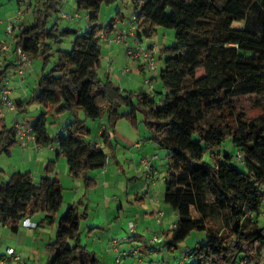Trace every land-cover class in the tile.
Segmentation results:
<instances>
[{"label":"trees","instance_id":"obj_1","mask_svg":"<svg viewBox=\"0 0 264 264\" xmlns=\"http://www.w3.org/2000/svg\"><path fill=\"white\" fill-rule=\"evenodd\" d=\"M75 1L77 11L88 15L87 32L61 29L58 21L49 26L65 0H39L32 7L33 21L22 24L17 34L16 46L32 60L46 64L54 58L30 97L16 102L19 113L33 106L44 109L33 124L37 144L56 146L71 178L84 180L91 189L96 181L90 173L115 158L117 122L126 119L135 127L142 123L149 140L166 152L165 202L178 216L167 233L169 251L191 233L205 232V242L185 256L184 264L188 258L195 264H263L264 0H132L140 41L153 38L161 28L175 32V44L160 50L159 80L165 89L160 95L156 90L122 91L99 76L100 34L109 32L115 21L105 28L99 14L104 4L118 0ZM71 35V50L54 51L53 44ZM5 74L6 69L0 70V103ZM239 95H256L257 115L237 106ZM81 111L85 120H80ZM67 113L74 120L64 132L50 135L48 119ZM212 114L217 124L208 122ZM87 119H106L100 144L90 139ZM227 142L230 148L224 146ZM17 144L13 127L0 117V156ZM238 152L242 160L236 158ZM56 164L49 162L38 182L31 172H16L0 183V228L18 234L21 221L39 213L45 217L37 226L55 222L64 201ZM81 208L86 210L83 198L61 216L47 264H101L82 244L80 228L87 213Z\"/></svg>","mask_w":264,"mask_h":264},{"label":"rangeland","instance_id":"obj_2","mask_svg":"<svg viewBox=\"0 0 264 264\" xmlns=\"http://www.w3.org/2000/svg\"><path fill=\"white\" fill-rule=\"evenodd\" d=\"M74 4L75 1H66L63 12L70 16L79 14V18L62 19L59 11L50 18L48 25L51 26L54 22L58 21L61 29L72 28L78 31L79 34L87 32L90 29L88 20L86 19L88 15L84 10L77 11V9H74ZM19 7V0H0V21L5 20L6 22H9V20L16 18ZM32 13V9L25 10L23 19H26L27 23L33 20ZM134 14L135 7L132 0H118L112 4H104L101 7L99 21L106 28L112 20H116L118 17H121L123 21L129 23ZM239 26H241V24H239ZM3 38L9 42L11 41V39L7 37L6 32L3 33ZM73 41L74 36L72 35L63 38L61 43L53 44L54 51H57L58 49L71 50ZM143 43L144 45H154L156 49L161 50L164 46L175 44V32L173 29L161 28L156 36L151 39H145ZM101 47H103V56H106L107 50L104 48L105 46L102 41ZM122 49L124 51L123 61L117 59L115 62L110 63L109 57L101 61V67L98 73L103 80H108L107 73L109 72L110 65H112L111 72L114 77L115 74L126 64L130 66V71L133 66H136V64L126 56L123 47ZM53 63L54 58H51V61L46 64L43 59L33 60L34 67L40 70V75L43 70L49 72ZM162 67L163 61L160 60L158 73H160ZM17 76L18 75L15 74V77ZM147 76H150L149 72H147ZM24 78L25 80L29 79L27 77ZM35 78L37 82L39 76H35ZM142 80L144 81L145 78ZM255 98L256 95H239L234 100L237 106L242 110L248 111L251 115H257L258 110L253 107V99ZM35 108L36 107L33 106L28 110V113H19V118L24 119L28 115L30 116L31 121L35 122L39 116V112ZM74 118V115L71 113H67L61 117H50L47 123L49 134L55 136L62 133ZM85 119L86 115L81 111L80 120ZM101 122V120L93 121L87 119L86 126L91 131L89 135L91 140L97 136ZM208 122L217 124L219 119L215 114H212L208 117ZM6 124L8 127H11L12 122L10 118H8ZM141 134L150 135L144 129L141 131ZM224 146L230 148V142L225 143ZM158 152L162 155L160 162L165 165V163H167L165 157L166 152L159 148ZM125 166L128 170L130 164H125ZM236 166L237 168L244 170L241 165L237 164ZM65 167L69 170L66 158L62 157V160L57 165V169L64 181V201L57 214L55 222L52 224H44L43 226L40 225L38 228H32L31 232L23 231L22 234H14L8 227H1L0 255L5 254L7 259L8 255L6 250L9 246H13L15 249H20L23 259H26L28 264H39V262L45 264L48 256L49 244L56 238L58 223L61 216L67 211L71 203L74 204L82 198H85L86 210L81 208L80 212H86L87 217L81 222V241L88 252L96 253L101 264H179L180 259L191 252L198 243L205 242V232H193L176 249L169 251L166 245L168 239L167 233L170 232L174 223L178 220L176 211L171 206L164 203L163 205L165 208H163L162 211L164 212V218L163 216H158L160 218V220L158 218V221L157 219L151 221L143 220V217L149 210V204H143L142 201H136L135 199L127 201L125 193L128 188H130L129 190L131 191V185H128V183L130 182L129 184H131L132 182L126 175H124V173H119L117 171V166L114 162L111 163V166H107V168L110 167L111 171H114L106 176L109 183V189H106V186L102 185V181H99L101 180L99 178L103 177L99 173L100 170H95L92 172L97 173L98 175L96 186L87 189L84 180H82L83 193L79 198L76 193L78 188L68 185V181L76 180L67 178L66 175H64L63 169ZM142 180L146 181L147 179L143 178ZM112 182L115 183V187H117L118 190H111ZM120 197H122L121 199L124 203L123 209L120 208ZM44 217V213H39L34 216L39 222H41ZM259 221L264 227V201ZM160 225L164 226V233H160ZM123 226H125L126 229ZM147 227H149L148 230ZM127 238H130V240H127ZM113 241H116V244H113ZM73 244L74 240H70L69 245L72 246ZM5 256H3V258H5ZM39 257L40 259H38ZM36 259H38L39 262ZM6 262H9L8 259ZM195 262L196 261L193 258H188L187 260V264H195ZM262 263L264 264V251L262 255Z\"/></svg>","mask_w":264,"mask_h":264},{"label":"crops","instance_id":"obj_3","mask_svg":"<svg viewBox=\"0 0 264 264\" xmlns=\"http://www.w3.org/2000/svg\"><path fill=\"white\" fill-rule=\"evenodd\" d=\"M67 1H75V0H67ZM29 2L30 0H19L20 5L27 4ZM74 9H76V1L74 4ZM121 19H122L121 17H118L116 21H120L118 22V25L124 27L126 25L125 24L126 22L124 23V21H122ZM31 22H29L28 24H30ZM22 24H27L26 19H23ZM7 25L8 22H6L5 20L0 21V41L4 39L3 33H5L6 31ZM103 43L105 46L104 48L107 50V54L106 56H103V47H101V52H102L101 61L105 60V58L107 59L108 57L110 59V63L115 62L117 59H121L123 61L124 51L121 46L118 47L113 42L110 43L103 42ZM150 46H154V45H150ZM15 48H16V44L13 46V50L11 52L8 53L0 52V70L2 71L6 69L4 80L9 79L10 86L12 88L11 97L14 101L18 102L20 100L25 101L27 98L30 97L32 90L36 84L35 76H40V70L34 67L32 60L31 69L27 71L22 77L19 78L18 76L15 77L18 67ZM131 69L132 70L130 71V73H128L124 77L120 75V71H118L114 77L112 76V72H111L112 65H110L109 72L107 73V78L111 80L116 86L120 87L122 91H140L142 89H145V87L143 86L142 79L151 76L153 78L155 90L157 91V93L155 94L160 95V93L164 92L165 90L164 86L159 80L160 73L147 76L148 71L146 70V68L137 65L133 66ZM24 77H27L29 79L25 80ZM34 107H36L35 109L39 112V115L44 111V109L40 106H34ZM31 108L32 107H30L28 110H30ZM28 112L29 111H27V113ZM17 115H15L13 112L7 111L4 120L7 123L8 118H10L12 122L11 127H13L15 117ZM27 116L24 118V120L34 124L35 122L31 121L30 116L28 117ZM141 120L142 117H140V121ZM101 121L102 122L98 129L97 136L94 139H92L93 141L97 142V144H100L101 141L100 136L103 130L106 128V123H107L106 119H103ZM143 129L146 130L142 123H140L139 126L135 127L130 121L126 119H122L117 122L114 132V141L116 144L115 158L110 157V163L108 166H111V163L114 162L115 165L117 166V171L119 173L121 172L124 173V175H126L128 179L131 180L132 183L131 184H129L130 182L128 183V185H131V191L129 190L130 188H128L126 193L123 192L126 195L127 201H131L132 199H135L136 201H142L143 204H149L148 205L149 210L143 217V220L151 221L153 219L155 220L157 219L158 221L159 213H163L162 216L164 218V212L162 211L163 208H165L163 204L164 203L166 204L164 187H165V177L167 173L166 170L167 165L166 163L164 165L160 162L162 155L160 152H158V147L155 145V143L149 140L150 135L141 134V131ZM153 156H157V158L153 160L151 169L147 170L143 166L142 161L145 158H151ZM62 157L63 156L59 155L58 148L56 146H52L49 148H44V147L38 148L37 145L33 142L25 143L24 145H21V143L18 142V144L9 153H4L0 156V183L8 181L10 177L16 172H22V173L31 172L33 174L35 182H38L45 175L46 167L48 163L51 161H57L56 175L60 179L62 185H64V181L60 176L61 174L57 169V165L62 160ZM125 164H130L128 170L126 169ZM63 172L67 178H71L69 174V170L66 167L63 169ZM110 172H114L111 171L110 167L108 168L106 167L103 170L99 171V173L103 177L102 178L100 177L99 179L101 180L99 179L98 180L100 182L102 181L101 183L102 185L106 186V189H109V183L107 181L106 176L110 174ZM90 177L95 179L96 181L98 175L97 173L91 172ZM143 178H146L147 180L144 181L142 180ZM72 180H76V179L72 178ZM81 181L82 179L76 181H68V185H71V187L75 186L78 188L76 190L78 198L83 193V185ZM111 190H118V188L115 187V183L113 182L111 183ZM121 198L122 197L119 198L120 208L123 209L124 203ZM83 201L86 203L85 198H83ZM29 219L37 225L40 223L37 219L34 218V216ZM175 224L176 223H174L173 228ZM38 227L39 226H37V228ZM123 227L125 228V226ZM160 227H161L160 233H164L163 232L164 226L160 225ZM148 228L149 227H147V230ZM31 229L32 228L20 226L18 234L20 233L22 234L23 231L31 232ZM127 240H130V238H127ZM9 248H14V247L9 246L6 251H8ZM16 250L20 253L19 248ZM47 254L48 256L45 264H47L48 259L51 256V253L49 251ZM1 256H5V254L0 255V257ZM3 259H6V256ZM38 259H40V257ZM25 261L27 262L26 259ZM39 264L42 263L39 262Z\"/></svg>","mask_w":264,"mask_h":264},{"label":"built area","instance_id":"obj_4","mask_svg":"<svg viewBox=\"0 0 264 264\" xmlns=\"http://www.w3.org/2000/svg\"><path fill=\"white\" fill-rule=\"evenodd\" d=\"M67 0L63 3L60 7V16L62 19H74L79 18V15L76 14L75 16H70L63 12V8L65 6ZM39 6V0H30L27 4H22L19 7L18 15L16 18L10 20L8 22L6 28V35L11 39V41H7L2 39L0 41V52L1 53H8L13 50V46L16 44L17 34L19 33L23 16L25 15V10L32 9L33 6ZM26 6V9H25ZM136 16L134 15L133 18L126 24L124 27L118 25V22H114L112 29L107 31H102L100 34V38L102 42H113L118 46H121L125 50L126 56L134 62L137 66H141L146 68V70L150 73V75H155L158 73L159 70V62L161 60V53L160 50L156 49L154 46L144 45L143 41H140L136 35ZM88 19V16L86 17ZM123 21V20H122ZM15 53L17 55V71L16 74L18 77H22L27 71H29L32 67V57L31 55L23 50L22 47L16 46ZM130 72V66L126 64L121 70L120 75L122 77L126 76ZM143 86L146 88L147 91L153 92L155 90L153 78L150 76L145 78L143 81ZM12 95V88L10 86L9 79H5L1 85V103H0V117L5 118V114L7 111L13 112L15 115L18 114L17 111V104L11 97ZM13 131L18 139V142L21 145L25 143L33 142L37 145L38 148H42V146L37 144L35 134L33 132V124L24 120L20 119L17 115L15 117ZM157 156H153L151 158H145L142 161L143 166L150 170L152 167V162L156 159ZM238 160L243 159V155L238 152L236 155ZM110 159L107 158L105 161V168L109 165ZM163 213H159L161 217ZM21 226L29 227V228H37V224L33 223L29 218L24 219L21 221ZM113 244H116V241H113ZM8 261L6 259H0V264H28L22 257L20 253L15 248H9L7 251ZM186 258H181L179 264H184Z\"/></svg>","mask_w":264,"mask_h":264}]
</instances>
